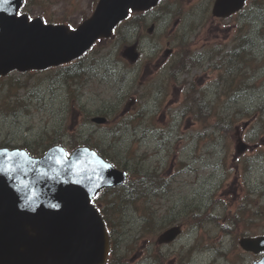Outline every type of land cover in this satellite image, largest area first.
Listing matches in <instances>:
<instances>
[{
	"label": "rangeland",
	"instance_id": "1",
	"mask_svg": "<svg viewBox=\"0 0 264 264\" xmlns=\"http://www.w3.org/2000/svg\"><path fill=\"white\" fill-rule=\"evenodd\" d=\"M34 1L36 4L31 3L30 7L35 15H41L44 10L46 17L70 21L74 25L91 15L96 4L94 0ZM179 6L184 8L187 17L181 20L173 35L187 32L201 19L203 6L195 0H180L174 4L164 2L160 8L145 15L147 29L156 23L152 38H145L161 43L168 39L164 33L170 32L176 19L171 11ZM163 12L168 15L163 16ZM261 15L263 18L260 19ZM205 17L208 13L203 18L209 26H201L204 35L195 38L202 47L194 48L201 59L198 66L205 67L193 69L189 76L178 74L177 82L176 78H168L170 63L167 67L161 63L162 59L150 60L155 52L148 46L144 47L145 52L137 65L121 60L125 46L133 43L141 31L139 26L143 20L139 18L124 24L114 39L100 43L102 45L94 54L71 68L15 71L0 78V101L5 106L18 107L12 112L8 109L0 112V143L15 147L29 142L34 146L37 139L52 133L54 141L60 140L71 150L68 136L71 129L73 135L96 144L110 157L122 160L123 166L129 163L132 169L163 172V176L171 180L168 192L163 191L162 196L149 194L141 197L136 207H130L125 216H121L118 249L127 257L128 264H154L155 261L154 249L148 245L147 237L138 234L147 215L145 211L153 212L159 232L179 220L184 210L195 205L214 206L216 215L224 220V224L226 220L231 222L228 229L212 223L199 230L184 225V233L171 243L163 264H177L178 259L174 256L184 254L193 245L195 249L187 264H252L261 257L244 251L239 240L242 236L264 234V160L258 161L264 156V114L258 112L264 104V35L256 32L260 27L264 30V0L249 3L244 13L221 22L217 20L218 23ZM239 27L244 34L250 33L249 42L241 49L251 53L253 58L248 56L241 66L234 62L236 87L222 90L218 97L211 88L209 75L206 76L210 69L206 66L215 60L209 61V57L207 62L204 60L205 55L212 54H205V47L218 33L224 41L215 43L229 52L235 44ZM200 29L196 28L198 32ZM212 29L218 30L208 36V30ZM144 33L147 34V30ZM193 37L190 34L188 41ZM207 38H211L210 41ZM143 43L147 45L145 39ZM193 55V52L189 54L190 57ZM173 60L176 61L177 57ZM92 61L95 62L89 69L90 74L100 71L101 77L90 76L91 80L83 87L79 82L72 86L73 80L82 76H77L74 70L83 72L82 68ZM109 65L111 69L104 75ZM190 80H197L195 94L213 101L216 118L209 126L203 121L196 122L193 112L181 115L185 93L180 91L189 86L187 81ZM19 83L24 85L18 87ZM12 90H16L17 95L10 97ZM124 110L128 113L125 114ZM97 111H113L106 114L109 116L106 125H96L91 119L88 121L87 117ZM214 122L223 124L224 130L214 127ZM230 123L232 128L227 132L225 129ZM154 126L157 131H152ZM240 136L252 149L237 154ZM215 168L227 174V177H220L221 187L216 181L219 172L214 171ZM217 200L222 206L216 205ZM239 210L244 213L239 222L228 220L229 211L238 214Z\"/></svg>",
	"mask_w": 264,
	"mask_h": 264
},
{
	"label": "water",
	"instance_id": "2",
	"mask_svg": "<svg viewBox=\"0 0 264 264\" xmlns=\"http://www.w3.org/2000/svg\"><path fill=\"white\" fill-rule=\"evenodd\" d=\"M158 1L100 0L93 16L72 30L18 15L23 0H0V74L71 61L99 37H109L130 9H149ZM221 2L226 7L222 14L229 15L245 0ZM95 121L103 123L106 118ZM245 147L241 142L239 149ZM66 154L60 145L42 157L0 150V264L105 262L109 233L91 200L101 188L122 184L127 174L88 147ZM179 232L173 227L162 238L173 239ZM240 243L257 253L264 250V236L244 237ZM254 264H264V257Z\"/></svg>",
	"mask_w": 264,
	"mask_h": 264
},
{
	"label": "trees",
	"instance_id": "3",
	"mask_svg": "<svg viewBox=\"0 0 264 264\" xmlns=\"http://www.w3.org/2000/svg\"><path fill=\"white\" fill-rule=\"evenodd\" d=\"M29 11L31 10V7L28 9ZM198 105L200 107V109L203 111L206 108V104L205 102L202 100L201 103L198 102ZM261 109H264V104H262L260 106ZM259 108V109H260ZM229 130H227L228 132ZM79 140L74 138V146H76L77 144H79ZM76 144V145H75ZM44 147H48V145H44ZM34 150L36 151V147L34 146ZM138 172H140V170H137ZM136 178H138L137 180H135ZM149 181V177L147 174H144V176L142 177V174H134L133 172L131 173V178L129 181H127L122 187H120L117 190V193L114 194V196H112L109 199V204L111 205H116L119 206L121 205L122 201L126 202V205H130V204H134L136 203L138 200L141 199L142 193L144 192L143 187H139V185H146V182ZM211 212V211H209ZM206 212V217L210 218L211 220L215 221V222H219L218 217L216 218L215 215H213V213H209ZM117 213V211L112 210L110 207H105L103 210V214L105 216V219L107 221V224L109 226H111L113 228V230L115 231L116 228L118 227V224H116L114 221H112L114 219V215ZM119 213L123 214V211H119ZM151 227V225H150ZM149 230V222L146 221L145 226L142 230V233L145 235L147 234V231ZM115 246H117L116 244L113 247V253L116 254V248ZM190 253V252H188ZM119 259L116 255V259ZM122 263H124V261H122Z\"/></svg>",
	"mask_w": 264,
	"mask_h": 264
},
{
	"label": "flooded vegetation",
	"instance_id": "4",
	"mask_svg": "<svg viewBox=\"0 0 264 264\" xmlns=\"http://www.w3.org/2000/svg\"><path fill=\"white\" fill-rule=\"evenodd\" d=\"M196 2L198 4L202 3L204 5L203 10H206L207 8H209L210 5H213L216 2V0H196ZM167 43H170V41H168Z\"/></svg>",
	"mask_w": 264,
	"mask_h": 264
},
{
	"label": "snow or ice",
	"instance_id": "5",
	"mask_svg": "<svg viewBox=\"0 0 264 264\" xmlns=\"http://www.w3.org/2000/svg\"><path fill=\"white\" fill-rule=\"evenodd\" d=\"M67 155V154H66ZM57 163H60V161L59 160H57Z\"/></svg>",
	"mask_w": 264,
	"mask_h": 264
}]
</instances>
